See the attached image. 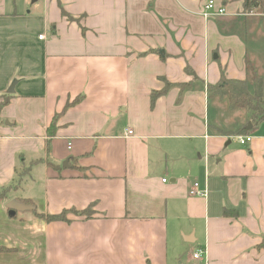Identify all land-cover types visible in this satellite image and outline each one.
I'll use <instances>...</instances> for the list:
<instances>
[{"label":"crops","instance_id":"obj_1","mask_svg":"<svg viewBox=\"0 0 264 264\" xmlns=\"http://www.w3.org/2000/svg\"><path fill=\"white\" fill-rule=\"evenodd\" d=\"M205 1L0 0V264H264V123L207 92L264 15Z\"/></svg>","mask_w":264,"mask_h":264},{"label":"trees","instance_id":"obj_2","mask_svg":"<svg viewBox=\"0 0 264 264\" xmlns=\"http://www.w3.org/2000/svg\"><path fill=\"white\" fill-rule=\"evenodd\" d=\"M244 14H261L264 15V0H242ZM64 15H66L64 13ZM69 17V15H67ZM245 64L247 66L248 76L245 79H229L225 78L223 72L216 84L208 85L207 92L209 99H223L227 102L232 110H242L245 112L246 119L250 120L254 126L259 123H264V75L259 73L252 62L250 55L245 54ZM169 83H165L166 88L170 87ZM160 91L159 93H161ZM158 92H154L151 96L153 102ZM76 101L74 99L72 102ZM70 102L69 104H72ZM50 136V131L47 132ZM245 129L242 125L236 131V136L244 134ZM5 189L0 190V201L3 199ZM86 214L90 216L91 213H86L85 210L79 212L75 209L63 210L57 214H48L34 210L35 216L43 218L46 221L67 220V213ZM226 212V211H225ZM257 248L264 249V237L257 244ZM2 250V247H0Z\"/></svg>","mask_w":264,"mask_h":264},{"label":"built area","instance_id":"obj_3","mask_svg":"<svg viewBox=\"0 0 264 264\" xmlns=\"http://www.w3.org/2000/svg\"><path fill=\"white\" fill-rule=\"evenodd\" d=\"M224 13H225V7L222 5H217L215 0H206L203 3L202 8H201V15L205 19H208L211 17H216L219 15H223ZM39 37H41V36H39ZM127 133L132 134V131L128 130ZM235 138H236L237 142L240 144H246V143L250 142L252 139L251 136L246 135V134L237 135ZM68 147H70V143H68ZM165 180L166 179H163V181H165ZM190 193L192 196H199V195L206 196V190H203V191L198 190V183L197 182H194L192 184V188H191ZM204 253H205V251L203 249H198L193 254V257L199 258L202 255H204Z\"/></svg>","mask_w":264,"mask_h":264},{"label":"water","instance_id":"obj_4","mask_svg":"<svg viewBox=\"0 0 264 264\" xmlns=\"http://www.w3.org/2000/svg\"><path fill=\"white\" fill-rule=\"evenodd\" d=\"M15 84V80L12 81L10 88L8 89V93L13 92V85ZM251 128V124L248 123L247 130ZM65 163L62 164L64 166ZM6 208L8 209V214L10 216H14L17 211H24V210H33L35 208L32 204L23 203L16 199H11L5 204Z\"/></svg>","mask_w":264,"mask_h":264},{"label":"rangeland","instance_id":"obj_5","mask_svg":"<svg viewBox=\"0 0 264 264\" xmlns=\"http://www.w3.org/2000/svg\"><path fill=\"white\" fill-rule=\"evenodd\" d=\"M3 200V199H2ZM67 214H69V213H67Z\"/></svg>","mask_w":264,"mask_h":264}]
</instances>
